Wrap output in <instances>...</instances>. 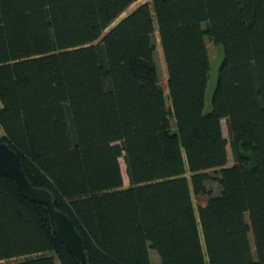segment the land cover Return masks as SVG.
<instances>
[{"label":"trees","instance_id":"1","mask_svg":"<svg viewBox=\"0 0 264 264\" xmlns=\"http://www.w3.org/2000/svg\"><path fill=\"white\" fill-rule=\"evenodd\" d=\"M138 1L0 0V143L88 264H264V0ZM2 262L81 264L0 173Z\"/></svg>","mask_w":264,"mask_h":264},{"label":"water","instance_id":"2","mask_svg":"<svg viewBox=\"0 0 264 264\" xmlns=\"http://www.w3.org/2000/svg\"><path fill=\"white\" fill-rule=\"evenodd\" d=\"M0 173L14 181L22 196L46 207L54 236L81 264H88L83 239L71 219L55 208L50 192L31 184L25 174L19 155L6 143H0Z\"/></svg>","mask_w":264,"mask_h":264},{"label":"rangeland","instance_id":"3","mask_svg":"<svg viewBox=\"0 0 264 264\" xmlns=\"http://www.w3.org/2000/svg\"><path fill=\"white\" fill-rule=\"evenodd\" d=\"M152 1L153 0H140V1L136 2L119 18L118 21L125 18L128 14H130L133 10H135L139 5L146 3V2L152 3ZM154 37H155V43H156V61H157L159 75H160L162 81H166L167 70H166V66H165L164 56H163L158 32L155 33ZM207 47H208L209 56L211 59V72H210V79H209L208 87H207V93H206L205 112H209L211 110L212 93L216 87L219 68H220V65L223 61V51H222V48L220 46L213 44L212 42H210L207 39ZM0 107H1V103H0ZM222 125H223L224 136L228 140H230L225 120L222 122ZM1 136H2V132L0 131V137ZM228 151H229L228 166H232L234 163V158L232 155V147L230 144L228 146ZM120 164H121V170H122V174H123V178H124V187L127 188L130 186V183H129V178H128V174H127V166H126V163H125L123 158L120 159ZM211 186L215 192L218 191L217 184H212ZM150 256H151L152 264H161L160 257L155 250L150 251ZM0 264H6V263L2 262Z\"/></svg>","mask_w":264,"mask_h":264}]
</instances>
